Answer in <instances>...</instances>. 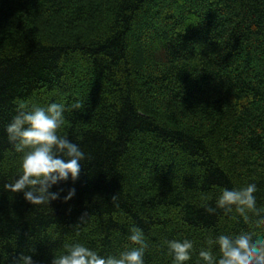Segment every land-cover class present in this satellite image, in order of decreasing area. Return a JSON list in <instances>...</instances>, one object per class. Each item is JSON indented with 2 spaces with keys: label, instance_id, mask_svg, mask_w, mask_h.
I'll use <instances>...</instances> for the list:
<instances>
[{
  "label": "trees",
  "instance_id": "obj_1",
  "mask_svg": "<svg viewBox=\"0 0 264 264\" xmlns=\"http://www.w3.org/2000/svg\"><path fill=\"white\" fill-rule=\"evenodd\" d=\"M21 102L69 109L60 134L89 158L52 189L75 187L68 203L4 187L21 162L5 132ZM248 183L264 206V0H0L4 264H51L75 242L117 255L132 225L149 241L145 264H172L164 242L183 238L197 264L209 238L264 233L206 210Z\"/></svg>",
  "mask_w": 264,
  "mask_h": 264
},
{
  "label": "clouds",
  "instance_id": "obj_2",
  "mask_svg": "<svg viewBox=\"0 0 264 264\" xmlns=\"http://www.w3.org/2000/svg\"><path fill=\"white\" fill-rule=\"evenodd\" d=\"M81 107L80 101L71 105L73 110ZM68 110L63 102H53L46 107L21 102L5 126L7 140L13 150L21 154V162L17 174L4 187L13 193H22L23 199L31 205H50L56 200L68 203L76 195L75 187L68 188L63 196L61 193L65 189L62 187L52 191L54 186L64 182L75 183L81 173V162L89 158L79 144L60 134L65 123L64 113ZM258 191L256 183L221 189L215 207L208 206L206 210L210 214L217 209H222L225 215L235 212L246 223L264 225V206L257 205ZM128 231L130 244L117 255H102L86 244L75 242L64 245L63 251L52 257L51 264H145L149 241L143 230L135 225ZM164 243L172 264H189L196 251L195 242L188 238ZM207 245L198 251L197 264H264V233L256 230L220 234L209 238ZM214 246L218 255L213 251ZM4 262L0 260V264ZM12 264L38 262L32 255L20 253Z\"/></svg>",
  "mask_w": 264,
  "mask_h": 264
}]
</instances>
